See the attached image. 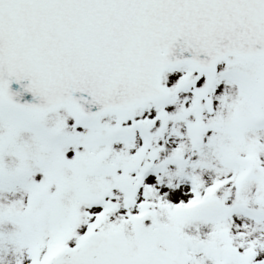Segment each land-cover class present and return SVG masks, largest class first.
<instances>
[{
    "label": "snow or ice",
    "instance_id": "obj_1",
    "mask_svg": "<svg viewBox=\"0 0 264 264\" xmlns=\"http://www.w3.org/2000/svg\"><path fill=\"white\" fill-rule=\"evenodd\" d=\"M0 264H264V0H0Z\"/></svg>",
    "mask_w": 264,
    "mask_h": 264
}]
</instances>
